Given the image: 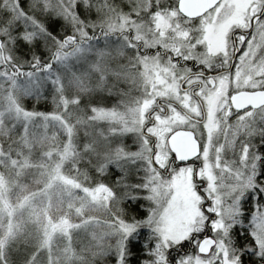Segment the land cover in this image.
Returning <instances> with one entry per match:
<instances>
[{"label":"snow or ice","instance_id":"6c2138e0","mask_svg":"<svg viewBox=\"0 0 264 264\" xmlns=\"http://www.w3.org/2000/svg\"><path fill=\"white\" fill-rule=\"evenodd\" d=\"M0 264H264V0H0Z\"/></svg>","mask_w":264,"mask_h":264}]
</instances>
